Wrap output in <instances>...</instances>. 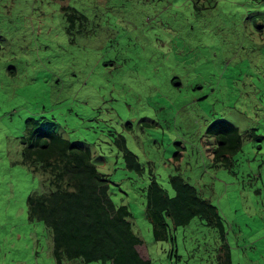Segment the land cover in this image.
I'll use <instances>...</instances> for the list:
<instances>
[{
  "label": "rangeland",
  "instance_id": "374dc122",
  "mask_svg": "<svg viewBox=\"0 0 264 264\" xmlns=\"http://www.w3.org/2000/svg\"><path fill=\"white\" fill-rule=\"evenodd\" d=\"M72 9L85 18L69 28ZM29 117L92 149L151 264H218V232L197 216L171 225L173 252L153 237L146 187L173 195L172 174L217 205L232 264H264V0H0V264H56L50 229L27 215L43 188L21 162ZM218 118L258 137L228 168L206 133Z\"/></svg>",
  "mask_w": 264,
  "mask_h": 264
},
{
  "label": "trees",
  "instance_id": "16d2710c",
  "mask_svg": "<svg viewBox=\"0 0 264 264\" xmlns=\"http://www.w3.org/2000/svg\"><path fill=\"white\" fill-rule=\"evenodd\" d=\"M85 16L75 9L67 14L69 28L75 19ZM21 137V162L41 175L42 190L27 197V215L43 222L52 233V254L56 264L64 259H79L80 264L101 261L103 264H151L138 246L142 239L133 231L131 212L126 204H115L109 193V180L93 160L92 149L70 141L52 127L29 117ZM206 133L214 138L211 149L213 161L223 167L232 165L233 156L244 137L258 138L253 131L241 134L230 121L218 118L206 126ZM126 166L141 172L143 166L137 155L129 150L123 136H119ZM169 182L174 194L169 195L154 177L146 187L145 215L153 237L166 240L175 251L173 228L184 226L197 216L214 227L221 244L218 264H232L222 215L217 205L201 197L194 185L179 174H172Z\"/></svg>",
  "mask_w": 264,
  "mask_h": 264
}]
</instances>
